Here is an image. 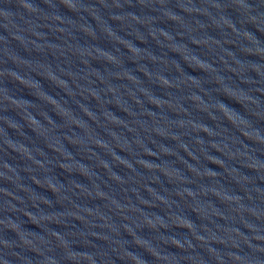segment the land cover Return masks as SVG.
<instances>
[{
    "label": "water",
    "instance_id": "95a60500",
    "mask_svg": "<svg viewBox=\"0 0 264 264\" xmlns=\"http://www.w3.org/2000/svg\"><path fill=\"white\" fill-rule=\"evenodd\" d=\"M0 264H264V0H0Z\"/></svg>",
    "mask_w": 264,
    "mask_h": 264
}]
</instances>
